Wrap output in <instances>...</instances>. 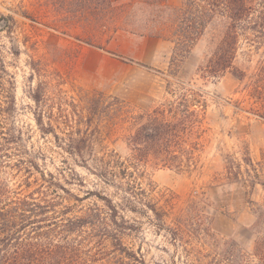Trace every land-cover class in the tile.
<instances>
[{"label": "rangeland", "instance_id": "374dc122", "mask_svg": "<svg viewBox=\"0 0 264 264\" xmlns=\"http://www.w3.org/2000/svg\"><path fill=\"white\" fill-rule=\"evenodd\" d=\"M142 1L112 0L113 13L95 19L77 13L72 0H0V77L14 98L15 128L24 133L29 150L37 153L40 169L53 174L74 196L81 198L90 191L112 195L113 189L84 167L95 168L89 158L83 161L59 147L69 144L70 137H83L86 130L98 127L94 149H114L125 156V125L117 122L114 130L106 122L87 126L88 100L98 94L116 97L140 113L175 98L167 86L192 84L202 90L207 102L204 121L209 131L199 166L190 172L148 166L145 183L156 187L157 193L151 196L158 205L165 204L160 197L163 193L175 195L176 210L183 208L188 198L203 200V211L211 219L210 231L217 242L233 238L237 247L250 255L255 238L249 230L254 220L251 209L264 204V189L245 181L229 183L226 168L230 166L235 175L243 173V159L249 158L258 170L264 169V120L254 115L261 108L249 96L244 82H238L230 72L206 84L197 75L217 39L211 29L181 63L170 66L173 44L166 38L135 33L142 32L141 25L129 23ZM166 3L178 6L180 1ZM249 49L247 44L241 46L234 68H254L264 56ZM8 96L1 94L0 98ZM33 96L40 97L38 104ZM37 114L42 115L44 128L57 134L59 141L52 133L40 132ZM15 178L11 182H17ZM93 200L86 199L80 205L86 208ZM121 213L132 228L123 234L122 242L137 256L136 264L212 260L211 250L196 239L173 246L167 230H157L151 224L150 213L147 217ZM165 220L167 228L169 217Z\"/></svg>", "mask_w": 264, "mask_h": 264}, {"label": "trees", "instance_id": "16d2710c", "mask_svg": "<svg viewBox=\"0 0 264 264\" xmlns=\"http://www.w3.org/2000/svg\"><path fill=\"white\" fill-rule=\"evenodd\" d=\"M179 1L178 6H171L166 0H144L136 5L129 23L141 25L142 32L135 33L166 38L173 44L170 66L181 63L209 29L215 31L217 39L197 75L206 84L230 72L249 89V96L261 108L254 115L264 120V56L254 68L233 67L243 44L264 53V0ZM72 2L77 13L95 19L114 11L112 0ZM176 85L167 86L175 98L140 113L116 97L98 94L88 100L87 126L106 122L114 130L117 122L125 125L126 154L95 150L98 127L86 130L83 137H70L69 144L58 143L69 155L83 161L89 158L95 168L84 167L113 189L112 195L90 191L79 198L53 174L40 169L37 153L29 150L24 133L15 128L14 98L0 77V95H10L0 98V264H136L137 256L122 242L123 234L132 230L123 211L144 217L150 213L151 224L157 230H167L175 247L196 239L211 250L212 260L194 258L191 264H264V204L251 209L254 220L249 230L255 238L252 252L246 256L233 238L219 243L213 237L203 200L188 198L185 206L176 210L175 195L160 194L164 205L151 196L157 192L151 182L145 183L148 166L190 172L197 169L205 150L209 129L204 121V93L192 84ZM33 100L38 104L40 97L33 96ZM35 122L43 135L52 133L59 141L57 134L44 128L41 114ZM76 142L78 145L72 146ZM243 164L241 176L232 174L230 166L226 168L228 182L245 181L264 189V169L258 170L249 158H244ZM14 177L17 182H11ZM90 198H94L92 205L83 208L81 202ZM168 217L169 225L164 228ZM216 256L218 260L213 259Z\"/></svg>", "mask_w": 264, "mask_h": 264}]
</instances>
